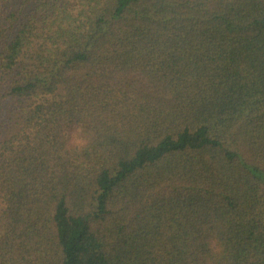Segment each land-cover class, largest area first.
Segmentation results:
<instances>
[{
  "label": "trees",
  "instance_id": "obj_1",
  "mask_svg": "<svg viewBox=\"0 0 264 264\" xmlns=\"http://www.w3.org/2000/svg\"><path fill=\"white\" fill-rule=\"evenodd\" d=\"M0 264H264V0H0Z\"/></svg>",
  "mask_w": 264,
  "mask_h": 264
},
{
  "label": "clouds",
  "instance_id": "obj_2",
  "mask_svg": "<svg viewBox=\"0 0 264 264\" xmlns=\"http://www.w3.org/2000/svg\"><path fill=\"white\" fill-rule=\"evenodd\" d=\"M75 143H76L77 145H79V144H81V143H83V142L80 141V140H76Z\"/></svg>",
  "mask_w": 264,
  "mask_h": 264
}]
</instances>
